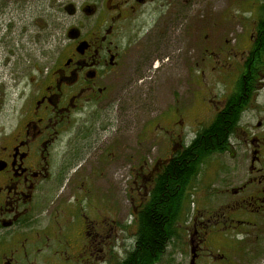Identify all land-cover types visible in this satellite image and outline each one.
Masks as SVG:
<instances>
[{"label": "flooded vegetation", "instance_id": "flooded-vegetation-1", "mask_svg": "<svg viewBox=\"0 0 264 264\" xmlns=\"http://www.w3.org/2000/svg\"><path fill=\"white\" fill-rule=\"evenodd\" d=\"M190 3L0 0V42L4 46L16 45L21 38L33 52L37 43L50 47L55 42L57 50L48 52L39 68L24 48L27 65L11 74L16 84L21 77L29 81L19 91V121L0 137V264H115L119 214L109 179L101 183L102 171L120 159L121 169L129 175L126 206L135 222L156 176L169 160L233 107L235 126L224 150L207 155L183 195L192 197L195 192L199 198L188 229V264L206 260L234 264L229 263L232 244L264 237V0H240L250 17L247 21L241 17V38L233 46L217 35L205 41L198 60L209 69L200 70V76L214 74L219 81H227L228 87L214 99L207 84L210 97L198 113L174 106V120L163 117L172 123V128L164 130L171 136L162 138L157 133L151 138L170 142L168 157L151 167L143 162L134 169L130 143L120 137L129 127L124 125L120 99L112 94V86L128 74L137 77L133 69L142 68L144 60L148 59L144 66L153 64L157 54H149L145 45L177 29L171 25L166 32L153 35L159 17ZM155 5L151 12L149 7ZM153 15L156 23H140ZM37 27L43 35L35 42L32 30ZM194 42L189 48L190 72L199 67ZM124 112L128 116L130 109ZM191 115L195 118L192 133H183L181 123ZM114 119L118 124L111 133ZM157 127L163 129L160 123ZM187 134L192 136L187 138ZM74 138L82 141V150L74 151ZM147 139L143 135L140 142ZM222 156L232 162L228 168L220 162ZM239 156L244 157L245 168L239 166ZM211 160L221 164L203 169ZM202 169L211 170L210 177L197 189V182L203 180ZM133 187L141 192L138 209H133ZM201 201L206 204L200 206ZM180 236L178 232L174 239L181 242Z\"/></svg>", "mask_w": 264, "mask_h": 264}, {"label": "rangeland", "instance_id": "rangeland-1", "mask_svg": "<svg viewBox=\"0 0 264 264\" xmlns=\"http://www.w3.org/2000/svg\"><path fill=\"white\" fill-rule=\"evenodd\" d=\"M154 7L156 5L149 7V10L151 9V12H153ZM243 10L244 5L242 3L240 4V0H191L189 5H178L168 15L165 14L163 17H159L162 19L158 24H155L158 27L153 35L162 33L163 31L166 32V29L171 25L177 29H175L173 34L166 33L164 39L161 41L158 40V37H155L154 42L145 45L149 54L152 52L157 54V60L154 58L153 64L150 63L148 66H144L148 64V59L144 60L141 62L142 68L141 65H138L133 69V74L135 73L137 77L132 78L127 73V77L119 79L118 81L116 80L112 86V89H114L112 94L120 99L119 106L121 115L125 121L124 125L127 128L129 127L128 133L125 135L122 134L120 137L122 140L127 139L130 143L133 152L132 163L134 169H138L143 162L151 167L157 163L158 159L169 156L171 148L170 142L168 140L151 137L156 136L157 133L162 138L171 136V133L168 134L164 130L172 128V123L164 122L163 117H169L173 121L175 118L173 117L174 114L172 115L175 112L174 106H179L183 110H187L186 108H188L190 114H195L196 112L198 113L201 107H204L208 103L210 96L207 94L209 91V89L207 90V84L212 88V96H216L214 99H218V95H222L224 89H227V81H219L220 79L216 75L206 73L208 71H205L206 74L204 77L200 76V70H208L209 68H206L208 64L203 65L198 59L205 41L214 39L213 37L215 35L219 36L218 39L220 41L227 40L231 46L234 45L239 36L241 38L239 26L241 17L243 16L246 21L250 17L249 9L246 12ZM31 16L33 17V13H31ZM153 16L154 18L143 19L140 23L151 25L152 20L157 19L156 15ZM32 33L35 42H38L42 38L43 34L40 28L37 27L36 30H32ZM206 35L207 38L205 39ZM22 41L23 39L19 38L16 40V45L8 44L5 46L0 42V137L3 134L9 133L19 121L18 110L20 103H22V97L19 96V91L29 81V77H21L20 82L16 84L11 74L13 72L19 73L27 65L25 62L28 60L25 57L27 52L24 51V48L28 51L27 55L31 53L32 60L36 61V65L39 68L45 63L48 52L51 54L57 51L55 49V42H52L50 47L48 43H37L34 47L35 52H33L28 48V42ZM194 41L197 42L195 45V62H198L199 67L195 71L192 70L190 72L189 67L192 66L193 69V63L190 59L189 48L195 43ZM10 54H12L10 56L12 58L11 60L8 58ZM156 65L158 67L157 69L154 68ZM1 83H5V85L3 86ZM126 109H130L128 116L124 112ZM113 112H115V109ZM193 117L191 115L190 117L187 116L184 118V121L181 123L182 126L180 127L183 133H192L190 128L194 124L195 118L193 119ZM159 123L163 127L162 130L157 127ZM117 124V121L114 119L110 126L111 133ZM175 126H179L178 123ZM143 135L148 139L140 142ZM189 135L187 134V138ZM82 145L81 140L74 138L72 143L74 151L82 150ZM239 158L241 160L240 164L238 163L239 166L245 168L244 157L239 156ZM220 162L224 164V168H228L232 163L227 157L223 156ZM121 164L120 159L115 161L109 167L108 171H102L103 175L100 178L102 184L103 179L107 181L109 179L119 214L116 221L118 239L115 262L123 260L126 254L132 249L136 232L134 215L126 206V181L129 175L127 171L121 169ZM220 164L218 162L214 163L211 160V162L204 163L202 168H210V166L213 167ZM203 169L201 171V178L203 180L201 181L199 179L197 189L203 185L204 179L209 180L210 177L211 170L206 169L204 171ZM134 175L133 173V177H135ZM193 182L191 183L193 184ZM139 194L141 192L133 187V209L139 208ZM191 201L194 206L190 205ZM198 203L199 198L195 192L192 194V197L190 195L183 197L176 225V233L180 232L181 242L173 238L169 242L158 264H188L190 259L188 229L190 227L192 213H194ZM204 203L201 201L200 206H203ZM213 204H216V201ZM125 224L128 227L127 230L126 228L124 229ZM229 255V263L264 264V237L260 236L257 239L253 236L243 244H232L229 249ZM215 263L222 264L221 261H200V264Z\"/></svg>", "mask_w": 264, "mask_h": 264}, {"label": "trees", "instance_id": "trees-1", "mask_svg": "<svg viewBox=\"0 0 264 264\" xmlns=\"http://www.w3.org/2000/svg\"><path fill=\"white\" fill-rule=\"evenodd\" d=\"M235 126L234 107L218 117L183 152L175 155L156 176L149 200L138 211L132 249L115 264H158L175 237L177 219L186 188L212 150L223 151Z\"/></svg>", "mask_w": 264, "mask_h": 264}]
</instances>
